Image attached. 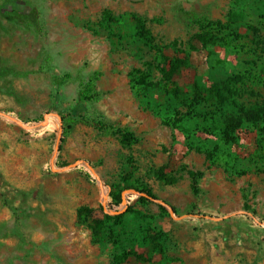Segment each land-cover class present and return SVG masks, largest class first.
I'll list each match as a JSON object with an SVG mask.
<instances>
[{
  "label": "rangeland",
  "instance_id": "374dc122",
  "mask_svg": "<svg viewBox=\"0 0 264 264\" xmlns=\"http://www.w3.org/2000/svg\"><path fill=\"white\" fill-rule=\"evenodd\" d=\"M247 73L256 80L238 102L253 110L264 106V0H0V114L40 134L51 125L25 177L38 197L19 203L0 160L16 205L0 220V264H214L212 248L220 264H264V118L243 119L227 142L241 114L215 92Z\"/></svg>",
  "mask_w": 264,
  "mask_h": 264
},
{
  "label": "crops",
  "instance_id": "0c3cea01",
  "mask_svg": "<svg viewBox=\"0 0 264 264\" xmlns=\"http://www.w3.org/2000/svg\"><path fill=\"white\" fill-rule=\"evenodd\" d=\"M7 118L0 114L1 172L6 175L8 179L7 186L9 189L13 187L11 184L14 186L16 185L17 189L15 192L20 198L19 203H21L25 197H32L35 199V197H38V194L40 195V191L30 188V181L25 177L34 176L35 174L36 163L41 157V152L39 151L40 147L36 141H38L39 137L46 134V131L41 128L42 131L44 130V133L40 134L39 132L41 130L26 126L22 121L18 120V118L14 119L17 121L16 124L12 121L10 122ZM22 131H25L26 136ZM14 172H17V175H11ZM19 174H21L22 177ZM8 191L5 189L0 190V220L11 212L13 206H16L9 203L8 198L11 192ZM39 205V202H34L33 207H38ZM17 209L20 212V207ZM8 218L9 217H6V219ZM211 254L216 257V259L217 255L219 256L215 248H212ZM225 257L226 256H224V258ZM216 259H214V264L222 263L217 262Z\"/></svg>",
  "mask_w": 264,
  "mask_h": 264
},
{
  "label": "trees",
  "instance_id": "16d2710c",
  "mask_svg": "<svg viewBox=\"0 0 264 264\" xmlns=\"http://www.w3.org/2000/svg\"><path fill=\"white\" fill-rule=\"evenodd\" d=\"M204 24V23H202ZM215 26L211 25V23L207 22L206 25H202V31L199 35V39L202 43L209 44L213 43L218 40L217 36L215 35ZM164 77L167 81L168 87L172 88L173 76H170L166 71H163ZM256 75L254 73H247L244 75H233L226 79L224 85L221 88L215 86V92L217 93V100L218 104L221 107H224L228 104L231 100H233V104L236 106L237 109L240 111V116L237 119H229L226 123V128L224 130V138L227 142H232L235 140L233 134L237 129H239L242 125L243 119L250 120V121H259L264 118V106L259 105L253 110H247L245 107L241 106L238 102L240 97L242 96L241 87H246L248 83L255 82ZM57 87H61L64 82L61 79H57L55 81ZM245 94L254 95L251 91L244 92ZM255 96V95H254ZM80 98L82 100L91 101L92 98L88 97L85 92H81ZM115 134L120 138V142L123 145H128L134 141V136L131 133H123L121 129L115 131ZM156 178L159 181L166 183L167 185H175L178 183V179L174 177H170L164 170H158L155 173ZM189 176L192 180V189L194 193L198 194V175L192 171L189 172ZM149 197H153L152 191L149 189L147 191ZM93 210L89 207H82L78 210V215L81 217L83 215H91ZM121 219V217H117ZM104 222L96 221L94 233L96 234L98 230L102 229ZM129 255L119 254L115 255L113 259V264H126Z\"/></svg>",
  "mask_w": 264,
  "mask_h": 264
},
{
  "label": "water",
  "instance_id": "95a60500",
  "mask_svg": "<svg viewBox=\"0 0 264 264\" xmlns=\"http://www.w3.org/2000/svg\"><path fill=\"white\" fill-rule=\"evenodd\" d=\"M76 166H77V164L72 165L71 168H75ZM91 170H92V171L94 172V174L96 175L98 181L101 182L100 177L98 176V174H96V172L94 171V169H93L92 167H91ZM120 214H121V212H115V213H114V215H120Z\"/></svg>",
  "mask_w": 264,
  "mask_h": 264
},
{
  "label": "built area",
  "instance_id": "2783aa9c",
  "mask_svg": "<svg viewBox=\"0 0 264 264\" xmlns=\"http://www.w3.org/2000/svg\"><path fill=\"white\" fill-rule=\"evenodd\" d=\"M50 126H51V125H50V123H49V124L45 125V126L43 127V129H47V131H48L49 128H50ZM47 131H46V132H47Z\"/></svg>",
  "mask_w": 264,
  "mask_h": 264
}]
</instances>
